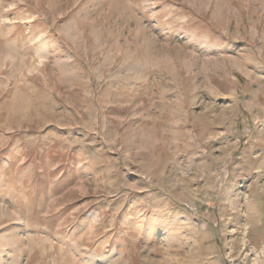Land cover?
<instances>
[{"label":"rangeland","instance_id":"rangeland-1","mask_svg":"<svg viewBox=\"0 0 264 264\" xmlns=\"http://www.w3.org/2000/svg\"><path fill=\"white\" fill-rule=\"evenodd\" d=\"M0 264H264V0H0Z\"/></svg>","mask_w":264,"mask_h":264}]
</instances>
